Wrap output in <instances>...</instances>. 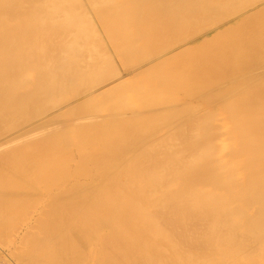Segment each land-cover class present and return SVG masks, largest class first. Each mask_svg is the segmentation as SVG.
I'll use <instances>...</instances> for the list:
<instances>
[{
	"label": "bare ground",
	"instance_id": "bare-ground-1",
	"mask_svg": "<svg viewBox=\"0 0 264 264\" xmlns=\"http://www.w3.org/2000/svg\"><path fill=\"white\" fill-rule=\"evenodd\" d=\"M252 1L0 0V264H264Z\"/></svg>",
	"mask_w": 264,
	"mask_h": 264
},
{
	"label": "rangeland",
	"instance_id": "rangeland-1",
	"mask_svg": "<svg viewBox=\"0 0 264 264\" xmlns=\"http://www.w3.org/2000/svg\"><path fill=\"white\" fill-rule=\"evenodd\" d=\"M261 1H262V0H261ZM261 1L259 2V0H253V1H252L253 4L256 3V2H259V3H258V4L256 3V5L254 4L255 6L252 5V6H254V7H251V8H255V7H256V8H255V11L259 10L261 7L264 8V5L261 3ZM262 2L264 3V0H263ZM258 6H259V7H258ZM249 8H250V7H249ZM255 11H254V12H255ZM251 13H253V12H251ZM260 14H261V13H260ZM260 14H259V16H260ZM262 14H263V13H262ZM254 15H255V14H254ZM254 15L251 16L252 19H253ZM259 16H258V15H257V16L255 15L256 19H257ZM261 16H262V15H261ZM251 17H250V18H251ZM250 18H249V19H250ZM259 18H262V17H259ZM252 19H251V20H252ZM254 19H255V18H254ZM246 20H247V19H246ZM251 20H250V21L248 20V21L251 22V24H252V21H253V20H252V21H251ZM257 20H259V19H257ZM255 21H256V20H255ZM249 22L246 23V26H247V24H248ZM253 23H254V22H253ZM249 25H250V23H249ZM249 25H248V26H249ZM243 26H244V25H243ZM243 26H241L240 28H243ZM246 26H245V27H246ZM247 28H248V27H247ZM237 29L241 31V29H239V28H237ZM237 29H236V30H237ZM236 30H235V31H236ZM245 31H248V30L244 28L243 32H245ZM243 32L241 31L242 36H243ZM255 33H256V32H255ZM235 34H236V35L239 34L238 36H241V34H240L238 31H237V33L235 32ZM245 34H247V32L244 33V35H245ZM258 34H259V33H258ZM174 35H175V36H174ZM174 35L171 36V38H172L171 40H172L173 42L175 41V40H173V39H177V40H178V38H182V36L185 35V33H182L181 35L179 34L180 37H179L178 34H174ZM173 36H174V38H173ZM176 36H177V37H176ZM242 36H241V37H242ZM245 36H246V35H245ZM247 36L249 37V34H247ZM255 36H257V34H255ZM169 42H170V41H169ZM170 43H171V42H170ZM170 43L168 44V42H165V43H163V45H165V46H166V45H170ZM246 43H247V42H246ZM246 45H248V43H247ZM156 46H157V45H156ZM156 46H153V47L156 48ZM243 46L245 47V45H243ZM157 47L159 48V47H161V46H157ZM166 47H167V46H166ZM246 47H247V46H246ZM110 48H111V47L109 46L108 49H109V51L111 52L112 48H111V49H110ZM148 48H150V47H147V50H144L145 48H144V49H141V51L144 50V53L147 54L146 51L149 50ZM151 48H152V47H151ZM164 48H165V47H161V49L159 48V50H162V49H164ZM139 49H140V48H139ZM152 49H153V48H152ZM156 49H157V48H156ZM156 49H155V50H156ZM137 50H138V49H137ZM137 50H136V52H134V54L131 55L130 57H120L119 55H117V56L115 55L116 57L113 56L112 59H114V60L111 61L110 66L107 68V72H108V74H107V76H106L107 79H108V78H111V79H112V78H118V77L121 78V77H122V80H123V81H125V82L128 81L127 85L123 88L125 91H124L122 88H121L122 90L119 89V90H121V91L126 92V90L128 89V86H129L128 84H130V78H131L133 75H131V77H126V76H130V75H126L127 73H126L125 71L128 70L129 68L135 66V65L137 64V62H138L139 59L137 60L138 57H137V55L135 56V54H136V53H137V54H140V53H141V51L138 53ZM159 50L157 49L156 52L158 53ZM142 52H143V51H142ZM148 52H150V54H151V51H148ZM152 52H154V50H153ZM146 54H145V55H146ZM153 54H155V52H154ZM141 55H142V53H141ZM147 55H149V54H147ZM147 55H146V56H147ZM134 56H135V57H134ZM146 56H143V55H142L141 57H146ZM147 57H148V56H147ZM147 57H146V58H147ZM149 57H150V56H149ZM139 58H140V57H139ZM154 58L156 59V57H154ZM154 58H153V60H155ZM122 60H123V61H122ZM116 66H117V67H116ZM170 67H171V66H170ZM170 67H169V68H170ZM163 70H165V68H162V71H163ZM159 71H160V70H159ZM116 73H119V76H118V77H115ZM120 73H121L122 75H121ZM125 73H126V74H125ZM123 74H124V75H123ZM131 80H133V78H132ZM131 82H132V81H131ZM79 83H81V82L78 81V84H79ZM126 87H127V89H126ZM129 89H130V88H129ZM129 89H128V90H129ZM119 90H117L118 92H117V91H113V92H111V93L108 95V97H107L106 99H108V101H112V102H113V101L116 100V99H117V100H120V99H123L124 97H125V99H126V98H131L132 95H133V94L131 95L132 92H129V91H128V94L130 93L129 95H131L130 97H128L129 95L126 96V93H125V94H124V97L117 98V97H119V96H122V95L119 93V92H120ZM116 92H117V93H116ZM122 94H123V92H122ZM143 94H146V97L149 96V95H151V93L149 94V93L146 92V91H144ZM143 94H141V95L144 96ZM115 97H116V99H115ZM106 99H104V100H106ZM104 100H100V101H98V102H96V103H97V104H98V103H101V102L104 101ZM117 100H116V101H117ZM127 100H129V99H127ZM130 101H132V100H130ZM180 101H181V103H186L185 100H183V99H182V100H179L178 102H180ZM183 101H184V102H183ZM114 102H115V101H114ZM128 102H129V101H128ZM164 103H165V102H164ZM164 103H161V104L164 105ZM170 103L172 104L173 101L170 100V101H169V104H170ZM161 104H160V105H161ZM166 104H168V101H167ZM166 104H165L164 106H167ZM1 264H2V263H1Z\"/></svg>",
	"mask_w": 264,
	"mask_h": 264
}]
</instances>
